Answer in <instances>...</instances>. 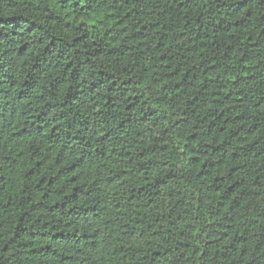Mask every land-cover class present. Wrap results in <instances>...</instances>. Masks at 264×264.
Listing matches in <instances>:
<instances>
[{"label": "trees", "instance_id": "obj_1", "mask_svg": "<svg viewBox=\"0 0 264 264\" xmlns=\"http://www.w3.org/2000/svg\"><path fill=\"white\" fill-rule=\"evenodd\" d=\"M0 264H264V0H0Z\"/></svg>", "mask_w": 264, "mask_h": 264}]
</instances>
